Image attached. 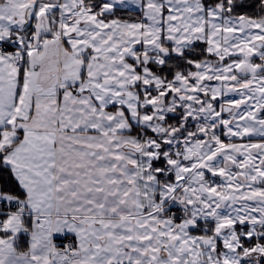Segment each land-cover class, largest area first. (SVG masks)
Returning a JSON list of instances; mask_svg holds the SVG:
<instances>
[{
    "label": "snow or ice",
    "instance_id": "snow-or-ice-1",
    "mask_svg": "<svg viewBox=\"0 0 264 264\" xmlns=\"http://www.w3.org/2000/svg\"><path fill=\"white\" fill-rule=\"evenodd\" d=\"M0 264H264V0H0Z\"/></svg>",
    "mask_w": 264,
    "mask_h": 264
}]
</instances>
